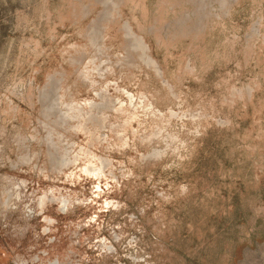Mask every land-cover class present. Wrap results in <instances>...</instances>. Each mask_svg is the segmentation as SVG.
<instances>
[{
  "label": "rangeland",
  "instance_id": "rangeland-1",
  "mask_svg": "<svg viewBox=\"0 0 264 264\" xmlns=\"http://www.w3.org/2000/svg\"><path fill=\"white\" fill-rule=\"evenodd\" d=\"M51 263L264 264V0H0V264Z\"/></svg>",
  "mask_w": 264,
  "mask_h": 264
},
{
  "label": "flooded vegetation",
  "instance_id": "flooded-vegetation-1",
  "mask_svg": "<svg viewBox=\"0 0 264 264\" xmlns=\"http://www.w3.org/2000/svg\"><path fill=\"white\" fill-rule=\"evenodd\" d=\"M149 61H151L150 59H149ZM43 203V202H42ZM43 204H45V203H43ZM51 264H56V263H51Z\"/></svg>",
  "mask_w": 264,
  "mask_h": 264
}]
</instances>
